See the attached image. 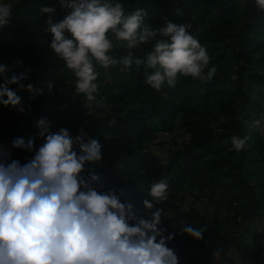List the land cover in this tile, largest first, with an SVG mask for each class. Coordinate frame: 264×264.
<instances>
[{
  "label": "trees",
  "instance_id": "16d2710c",
  "mask_svg": "<svg viewBox=\"0 0 264 264\" xmlns=\"http://www.w3.org/2000/svg\"><path fill=\"white\" fill-rule=\"evenodd\" d=\"M114 2L123 5L126 15L142 9L144 23L153 29L168 21L190 23V34L210 57L205 73L217 69L213 80L178 75L174 88L165 84L158 92L146 83L143 63L104 69L94 62L97 106L76 93V77L48 46V19L58 23L66 15L60 0H0L12 6L8 24L0 27V57L6 58L1 64L11 69L8 78L31 69L23 89L9 85L21 104L0 105V151L17 160L25 150L13 147V141L36 137L40 119L50 121L53 131L68 129L73 137L83 129L85 142L91 138L102 145V159L87 163L83 175H98L103 190L122 193V202L132 204L134 212L150 199L151 184L167 179L169 199L157 207L165 214V235L174 233L166 246L179 264H264V137L252 126L261 120L264 127V11L255 0ZM43 7H54L56 13H43ZM151 48L131 51L143 60ZM127 51L120 45L110 55L119 59ZM232 136L249 137L243 150L233 148ZM43 142L37 138L35 148ZM153 143L164 147L166 155H156ZM27 153L22 165L34 155ZM205 193L215 204L208 220L197 209ZM188 198L184 209L181 204ZM181 221L206 226L204 237L183 233Z\"/></svg>",
  "mask_w": 264,
  "mask_h": 264
},
{
  "label": "clouds",
  "instance_id": "9594fccd",
  "mask_svg": "<svg viewBox=\"0 0 264 264\" xmlns=\"http://www.w3.org/2000/svg\"><path fill=\"white\" fill-rule=\"evenodd\" d=\"M60 3L66 15L58 23L51 16L48 19L46 31L52 37L48 46L74 74L76 93L88 102L101 103L95 95L99 73L94 62L104 69L143 63L146 83L158 92L165 84L174 88L178 75L209 83L216 76L215 66L205 73L210 57L190 34V23L168 21L165 27L153 29L144 23L142 9L126 15L123 5L114 0ZM255 5L264 11V0H255ZM41 11L56 13L54 7ZM11 15L12 6L0 3V27L8 24ZM148 44L152 48L143 60L131 51ZM120 45L129 51L117 59L110 53ZM21 63L16 61V65ZM9 71L6 64H0V76L5 78L0 84V105L17 108L21 98L9 85L23 89L21 82L31 69L8 78ZM27 89L32 92L33 86L28 84ZM261 124L255 120L252 126L260 131ZM37 129V136L27 143L22 138L13 141V147L34 152L23 165L0 151V264H179L177 255L166 246L174 233L165 235L163 209L157 207L169 199L166 178L151 184L150 199L143 200L145 209L136 215L132 204L122 202V193L104 191L98 175H83L87 163L102 159L97 140L85 142L83 129L75 137L63 127L53 131L47 119H40ZM37 138L44 141L38 149ZM248 139L232 136L233 148L243 150ZM180 230L201 240L206 226L196 228L181 221Z\"/></svg>",
  "mask_w": 264,
  "mask_h": 264
},
{
  "label": "rangeland",
  "instance_id": "374dc122",
  "mask_svg": "<svg viewBox=\"0 0 264 264\" xmlns=\"http://www.w3.org/2000/svg\"><path fill=\"white\" fill-rule=\"evenodd\" d=\"M3 59H6L5 57L1 56L0 57V64L2 63V60ZM52 126V125H51ZM53 129H55L54 126H52ZM261 135L262 137H264V127H262L261 129ZM162 140V139H161ZM158 141H160V139L157 137L156 140H154V143H159ZM154 143L152 144V148L154 153L156 155H158L160 158L163 156V155H166V150L165 148H161V147H157L156 145H154ZM27 151H24L20 157L17 159L19 162H21L22 160H24L25 158H27ZM206 196H203L200 201L198 202V205H197V209L198 211L208 220L212 217L213 213H214V209H215V204L213 201H209V194L208 193H205ZM189 202H190V199L188 198L185 202H183L181 204V207L186 209L189 205ZM210 202V203H209ZM144 206H142L137 212H143L144 211ZM165 214L162 213V216H164ZM230 255V254H229Z\"/></svg>",
  "mask_w": 264,
  "mask_h": 264
},
{
  "label": "built area",
  "instance_id": "2783aa9c",
  "mask_svg": "<svg viewBox=\"0 0 264 264\" xmlns=\"http://www.w3.org/2000/svg\"><path fill=\"white\" fill-rule=\"evenodd\" d=\"M147 216H149V215L147 214ZM144 218H145V216H144Z\"/></svg>",
  "mask_w": 264,
  "mask_h": 264
},
{
  "label": "crops",
  "instance_id": "0c3cea01",
  "mask_svg": "<svg viewBox=\"0 0 264 264\" xmlns=\"http://www.w3.org/2000/svg\"><path fill=\"white\" fill-rule=\"evenodd\" d=\"M139 212L136 213V215L138 214Z\"/></svg>",
  "mask_w": 264,
  "mask_h": 264
}]
</instances>
